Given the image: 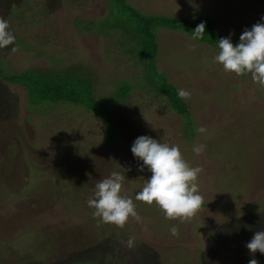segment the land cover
<instances>
[{"label": "rangeland", "instance_id": "374dc122", "mask_svg": "<svg viewBox=\"0 0 264 264\" xmlns=\"http://www.w3.org/2000/svg\"><path fill=\"white\" fill-rule=\"evenodd\" d=\"M126 1L145 14L187 20L219 14L224 35L238 43L245 29L264 22V0ZM0 16L15 37L14 45L0 49V73L18 76H0V264H249L252 258L264 264V255L253 257L246 247L264 231V88L250 74L225 73L214 62L215 45L158 29L157 68L190 93L186 102L197 127L224 125L212 128L216 135L225 131L228 156L224 148L213 158L203 155L205 148L197 155L184 138L182 117L166 98L147 93L137 80L140 68L119 52L120 31L136 38L142 24L127 25L130 16L116 0H0ZM144 59L150 76V56ZM46 73L83 78L76 84L91 89L79 103L31 97L26 86L36 87L33 81ZM123 80L134 84L114 100L118 137L110 141L104 120L83 99L119 98L116 84ZM140 136L178 146L192 167L203 169V210L180 224L183 236L176 242L157 229L158 211L150 212L153 222L145 214L152 206L138 208L140 222L131 220L123 235L77 208L113 171L125 176L122 194L135 199L151 176L131 152ZM127 227L151 238L129 248ZM157 249L176 251L168 256Z\"/></svg>", "mask_w": 264, "mask_h": 264}, {"label": "clouds", "instance_id": "9594fccd", "mask_svg": "<svg viewBox=\"0 0 264 264\" xmlns=\"http://www.w3.org/2000/svg\"><path fill=\"white\" fill-rule=\"evenodd\" d=\"M264 20V17H262ZM205 23L197 25L193 33V40L203 39ZM9 22L0 16V49L15 44V37L9 30ZM218 54L214 62L222 66L225 73L235 74L236 77L250 74L254 83L264 88V22L254 24L251 29H245L240 36V42L234 45L231 36L218 41ZM18 46L12 47L11 52H17ZM181 99L190 98V93L180 89ZM198 132H206L201 126ZM204 146L194 147L193 151L199 155ZM134 157L143 162L151 173L135 200L148 206L155 205L163 212L165 219L189 223L203 210L204 198L199 191V175L203 169L192 167L183 157L178 146L162 144L149 136L138 137L132 147ZM125 176L113 171L107 178L100 179L95 185L94 198H89L87 205L94 209L93 217L99 218L103 224L113 225L123 229L131 220L140 222L141 217L136 210L133 199L123 195ZM173 236H179L178 227L170 228ZM128 247L134 246V237L126 242ZM250 254L254 257L257 252L264 255V231H257L246 244ZM249 264H259L252 258Z\"/></svg>", "mask_w": 264, "mask_h": 264}, {"label": "trees", "instance_id": "16d2710c", "mask_svg": "<svg viewBox=\"0 0 264 264\" xmlns=\"http://www.w3.org/2000/svg\"><path fill=\"white\" fill-rule=\"evenodd\" d=\"M104 1L106 2L107 0H104ZM116 3L117 5H120V7L123 8L127 12V14L130 16L129 17L130 20L126 21L127 25L131 23L139 24L137 20L142 24V25H137V31L139 33L142 32V35L138 33V37L134 38V36H132V33H133L132 31L128 32L129 34L127 33L126 35V33L124 34L123 32L119 30L120 36L117 39L118 40L117 43L119 42L118 45L121 46L119 47V52H121V54H125L128 57H130V59L128 60L131 62V64L135 68L137 67L140 68V75L138 79L137 78L136 79L142 80L143 87H145V89L147 90V93H154V97L166 98V101L168 102L171 109H173V111L176 114L182 117L181 127L184 132L183 135H184L185 140L189 144L190 148L192 147L194 148L196 146L202 145L205 148L203 155L206 157H212V158L214 157V155L217 156V152L222 151L223 150L222 148H224V156H228L229 154L228 149H226V147H222L224 146L222 142L223 141L226 142V139H228L225 135L224 137L225 140H223L222 135H224L225 131H223L222 134L220 133L219 135L218 134L216 135L215 133H213L212 126L220 125L221 123L210 124L211 126L209 124L206 126H203L207 128L206 132L204 133H200L198 131L195 132V128H193V126L195 125L196 129H198L199 127H197L194 117L191 116V113L188 108V104L186 102L187 99H181L179 97L178 90H180V88L176 86L173 82H171L165 73L159 71L157 68V64H156V59L160 51V45L156 41V37H157L156 33L158 29L161 31L163 29H172L175 31L180 30V31H184V33L192 37L193 36L192 32L195 30L197 25L203 22L206 25L204 37L203 39L196 40V41L200 44L215 45L216 47H218V41L221 38H227V36L224 35L222 28H220L218 20H216L219 18V14L214 15L210 12L209 13L204 12V13H201L200 16L197 18H193L192 20L191 19L187 20V19H184L181 17H175V16H166V15L160 16V15H153V14H147V13L145 14L141 12L140 10L136 9L135 7H133L126 0H116ZM126 24L123 23L125 27V29L121 28L123 29V31H125L126 27H128ZM117 30L118 29H116L113 26L112 31L116 33ZM124 40L128 41L125 44L127 48L122 44L124 43ZM232 43L234 45L239 44L238 42H234L233 40H232ZM132 44L136 45L135 49H133L134 45ZM147 56L148 57L150 56V60L148 61L151 62L149 65L150 67H152V69L148 70V71H151L152 73L150 76L148 75L146 76V73H145L146 68L144 67V60H147L144 58H146ZM1 74H4V73H0V76L2 78H7L10 81L11 79H17L18 77L17 75H13V74H11V76L9 75L4 76ZM24 76H27V75L24 74ZM36 79L37 80L33 81V82H36L35 83L36 87L27 85L26 89L31 97L38 98L39 100L43 98H48L52 100H60V101L66 100L68 102L79 103L80 98L82 97V94H84L85 91H89L91 89L89 86H86L85 84L86 86L84 87L85 90L82 91V88L80 86L81 84L80 85L76 84V83L82 82L83 78L75 79L72 76H62V77L51 76V75H48V73H46V74L40 75ZM133 84L125 80H123V82L116 84L117 88H119V90L117 91L119 98L116 96L115 97L113 96L109 100L101 99L100 101H97L91 98V96H89V98L83 99V100H87L86 104L92 109H94L93 112L97 116L101 117V119L104 120L107 129H109L108 139L110 141L113 140V138L115 139L118 137V133L115 129H113V125H112V121H113L112 109L114 107V102L122 100L123 96L121 94L126 95L128 91L133 87ZM117 92L115 94H117ZM224 118H225V115H224ZM220 126L223 127L224 125L221 124ZM226 134L229 136V133H226ZM215 141H217V143ZM217 147L218 149L216 150ZM128 197L131 198L129 194H128ZM133 202L136 204V210L138 213L140 212L138 208H141L143 211H146V209L143 206H148V205L142 202L136 201L135 199L133 200ZM80 203L81 204H79L77 208L82 209L81 211L84 212V214L86 212V214L90 217V220L92 222L95 221L93 222L94 224L99 223V219L93 217L92 210L94 209L89 208L87 205V202L85 203V200L84 202L80 201ZM152 207H153V211L147 210L145 212V214L149 216L148 218L150 219V221L153 222L151 219L150 212H154L155 210L158 211L157 215L155 216L156 220L158 221L157 229L160 232L164 231L168 234L167 240H171L172 242H176L177 240H179L181 236H183L181 234L182 231L180 232L181 223H179L178 221L165 219L162 211H160L155 205H152ZM76 216H78V214ZM130 223L131 221L129 222V224ZM173 226H176L179 229L180 235L178 237L173 236L170 232V228ZM125 229H126L125 227L123 229H115V232L122 233L123 235L126 233ZM129 231L130 233L127 231L128 237L129 238L134 237V240L137 239L139 242H142L143 240L147 241L148 239L151 238V236L146 234L148 233L147 231L145 232L134 231V230H129ZM176 249H170V250H164V251L157 249L156 252L158 254H161L160 252H163V254H166L169 256V255H172L171 252L174 253Z\"/></svg>", "mask_w": 264, "mask_h": 264}]
</instances>
